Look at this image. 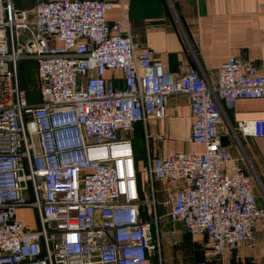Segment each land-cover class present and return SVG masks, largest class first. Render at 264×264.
Wrapping results in <instances>:
<instances>
[{
  "label": "built area",
  "instance_id": "obj_1",
  "mask_svg": "<svg viewBox=\"0 0 264 264\" xmlns=\"http://www.w3.org/2000/svg\"><path fill=\"white\" fill-rule=\"evenodd\" d=\"M34 3L28 11L0 0V264H146L160 253L157 181L176 187L169 217L192 237L206 236L216 253L251 245L264 210L217 127L223 108L264 100V72L231 57L216 84L197 69L175 77L152 51H137L127 18L107 21L110 1ZM25 59L36 61L38 103L20 86ZM179 95L191 102V141L204 151L149 157L140 169L136 124L163 120L167 97ZM233 132L264 138V120ZM141 176L152 189L144 202ZM29 208L39 227L26 231L18 212Z\"/></svg>",
  "mask_w": 264,
  "mask_h": 264
},
{
  "label": "crops",
  "instance_id": "obj_2",
  "mask_svg": "<svg viewBox=\"0 0 264 264\" xmlns=\"http://www.w3.org/2000/svg\"><path fill=\"white\" fill-rule=\"evenodd\" d=\"M112 8L106 14L108 22L129 20V33L137 51L149 50L175 77L199 70L205 79L216 84L219 70L229 58L251 62L259 73L264 72V0H107ZM112 72L107 75L111 78ZM117 83L122 74L115 72ZM37 102L34 103H38ZM163 120L149 117L142 124V139L147 159L168 158L181 152L204 151L191 141L194 118L191 102L186 96H169ZM224 121L217 127L222 146L231 160L251 177L254 193L264 210V138L234 134L239 123L264 120V100H239L231 110L222 109ZM136 126L134 136L136 135ZM134 148L141 169L145 161ZM142 177V176H141ZM143 180V179H142ZM141 200L152 198V189L141 183ZM154 200L158 225L153 237L160 241V253L152 251L146 264H264V221L255 230L256 239L234 249L215 252L204 235L192 237L184 223L167 225L172 194L176 187L167 182H155ZM142 220L152 215L143 206ZM162 224V227H161Z\"/></svg>",
  "mask_w": 264,
  "mask_h": 264
},
{
  "label": "rangeland",
  "instance_id": "obj_3",
  "mask_svg": "<svg viewBox=\"0 0 264 264\" xmlns=\"http://www.w3.org/2000/svg\"><path fill=\"white\" fill-rule=\"evenodd\" d=\"M15 4H17L18 8L22 10H34L35 9V3L34 0H15ZM20 72H21V80L23 81L24 87L28 88L29 90H38V81H37V71H36V61L32 59H25L24 61L20 62ZM38 101V100H37ZM142 123L136 124V147H137V153H139L140 160L145 161L147 159V153L144 150L143 146V139H142ZM200 152V151H198ZM197 152V153H198ZM141 183H143L142 177H141ZM258 201V199H257ZM259 203V201H258ZM260 206V204H259ZM18 218L25 224V230L30 231L34 229H38V218H37V212L33 208L29 209H20L18 212ZM166 222L168 227L172 230V225L174 224L173 220L169 217ZM162 227V224H161Z\"/></svg>",
  "mask_w": 264,
  "mask_h": 264
},
{
  "label": "trees",
  "instance_id": "obj_4",
  "mask_svg": "<svg viewBox=\"0 0 264 264\" xmlns=\"http://www.w3.org/2000/svg\"><path fill=\"white\" fill-rule=\"evenodd\" d=\"M20 66H21V64H19V70H20ZM20 86H21V88L27 90L28 101L30 103H34V102H37V100H39V97H40L39 91L29 90L28 88L24 87L23 81L21 80V72H20Z\"/></svg>",
  "mask_w": 264,
  "mask_h": 264
}]
</instances>
